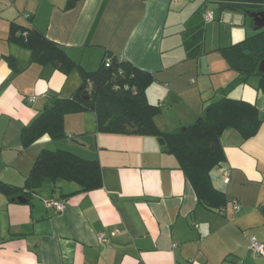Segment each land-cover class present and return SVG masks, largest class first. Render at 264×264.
Segmentation results:
<instances>
[{
    "label": "crops",
    "instance_id": "1",
    "mask_svg": "<svg viewBox=\"0 0 264 264\" xmlns=\"http://www.w3.org/2000/svg\"><path fill=\"white\" fill-rule=\"evenodd\" d=\"M67 1L0 0V180L23 186L41 150L51 148L97 159L103 186L81 192L73 181H46L18 202L0 193V264H264L251 248L253 237L264 243V92L258 76H239L218 50L255 30L247 15L206 0H78L68 8ZM12 23L36 27L88 70L112 53L150 72L146 95L161 106L155 121L163 132L183 130L224 96L255 104L258 132L246 139L227 129L225 160L211 171L226 206L199 203L159 136L102 134L92 110L65 116V138L46 134L22 148V130L82 79L77 70L32 62L30 50L9 40ZM202 27V52L189 56L186 42Z\"/></svg>",
    "mask_w": 264,
    "mask_h": 264
},
{
    "label": "trees",
    "instance_id": "2",
    "mask_svg": "<svg viewBox=\"0 0 264 264\" xmlns=\"http://www.w3.org/2000/svg\"><path fill=\"white\" fill-rule=\"evenodd\" d=\"M78 0H68L72 7ZM220 8L244 12L252 26L250 12L264 10V0H206ZM204 28L194 30L191 41L186 42L189 56L202 52ZM9 40L31 51V61L51 65L65 74L77 70L82 82L69 98L55 97L38 117L22 130V148H28L43 135L53 140L66 137L65 116L70 113L92 110L97 115L98 130L109 133H130L127 126H136L134 132L164 138V150L174 154L192 183L199 203L210 209L226 206V193L213 184L211 171L225 160L221 141L223 133L230 128L238 130L244 138L254 136L262 123L258 107L246 100L224 96L208 102L200 119L183 130L171 133L158 127L155 117L161 106L150 103L146 89L153 82L150 72L112 53H107L101 66L88 70L74 61L65 48L49 39L34 26L11 24ZM229 67L239 76H258L259 88L264 92V72L259 65L264 59V27L254 30L243 40L218 49ZM5 58L18 72L17 60L12 55ZM110 59V65L105 60ZM237 81V80H236ZM235 82L232 83L234 85ZM231 85V86H232ZM73 181L81 192L103 186L102 165L97 159H85L65 149L43 148L39 153L23 186L0 180V193L10 201L31 198L46 181Z\"/></svg>",
    "mask_w": 264,
    "mask_h": 264
},
{
    "label": "built area",
    "instance_id": "3",
    "mask_svg": "<svg viewBox=\"0 0 264 264\" xmlns=\"http://www.w3.org/2000/svg\"><path fill=\"white\" fill-rule=\"evenodd\" d=\"M210 17H211V14H207V18L210 19ZM105 64L107 66L110 65V59L109 58H107L105 60ZM32 100H34V98ZM225 175H226V181H229V172L228 171H225ZM48 204L49 205H53V206H55L58 209H62L64 207V201L57 200V199H51V200H49L48 201ZM234 204H235V208H239V204H238L237 201H235ZM100 239L103 240V241H108V238L104 234H101L100 235ZM251 248L253 250H255L256 252H258V253L264 254V243L261 242L260 240H258L255 237H253L251 239Z\"/></svg>",
    "mask_w": 264,
    "mask_h": 264
},
{
    "label": "water",
    "instance_id": "4",
    "mask_svg": "<svg viewBox=\"0 0 264 264\" xmlns=\"http://www.w3.org/2000/svg\"><path fill=\"white\" fill-rule=\"evenodd\" d=\"M250 15L254 18L255 30H258L264 27V10L250 12ZM259 71L264 72V59L261 61L259 65ZM127 127L131 130L137 129L136 126H131V125H128ZM158 141L160 144H165V140L162 137H159ZM20 200L25 201V199L22 197L20 198Z\"/></svg>",
    "mask_w": 264,
    "mask_h": 264
},
{
    "label": "rangeland",
    "instance_id": "5",
    "mask_svg": "<svg viewBox=\"0 0 264 264\" xmlns=\"http://www.w3.org/2000/svg\"><path fill=\"white\" fill-rule=\"evenodd\" d=\"M101 132V131H100ZM102 134H104V133H107V132H101ZM65 138V137H64Z\"/></svg>",
    "mask_w": 264,
    "mask_h": 264
}]
</instances>
